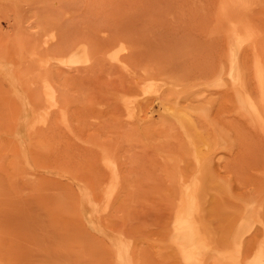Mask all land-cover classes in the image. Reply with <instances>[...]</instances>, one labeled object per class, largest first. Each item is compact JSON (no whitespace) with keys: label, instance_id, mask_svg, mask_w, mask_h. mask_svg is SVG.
I'll return each instance as SVG.
<instances>
[{"label":"rangeland","instance_id":"374dc122","mask_svg":"<svg viewBox=\"0 0 264 264\" xmlns=\"http://www.w3.org/2000/svg\"><path fill=\"white\" fill-rule=\"evenodd\" d=\"M0 264H264V0H0Z\"/></svg>","mask_w":264,"mask_h":264}]
</instances>
